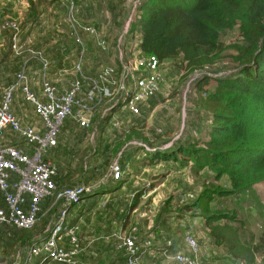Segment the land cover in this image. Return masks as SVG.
Instances as JSON below:
<instances>
[{"label": "rangeland", "instance_id": "374dc122", "mask_svg": "<svg viewBox=\"0 0 264 264\" xmlns=\"http://www.w3.org/2000/svg\"><path fill=\"white\" fill-rule=\"evenodd\" d=\"M28 1L11 0L10 4H13L11 6L13 9H7L9 10L7 16L10 18L14 13L16 14L13 19H3L5 15H2L0 10L2 23L5 20L9 25L16 22L17 26L21 25L20 28H22L24 20L21 18L25 16L28 10L26 4ZM48 1H29L31 8L37 11V18L36 29L28 33L35 38L38 48L45 51L48 50L46 46L47 38L53 33L52 28L47 29L45 25L47 17L45 6ZM141 1L81 0L82 8L80 11L76 8V5L74 9L70 5V7H65L59 13L53 15L55 20L65 12L66 22L62 21V24H59L62 32H64H61L59 39H62L69 46H72L70 36L75 37L76 32L72 22L93 28L94 23L100 27L101 35L110 39V48L115 45V50L113 48L107 50L108 53L99 51L93 45L92 53L84 56L83 68L86 73L94 75L100 68L115 66L118 79L120 81L127 79V74L122 72L123 66L118 65L120 63L119 56L122 53L125 64L129 65L132 62V57L127 56L124 51L125 41H129L128 49L133 52L138 50L140 39L139 37L134 40L124 38V42L116 41V39L119 40V38L126 36L131 23L137 17ZM84 3L87 6H83ZM0 5L4 6L3 4ZM74 15L77 20L74 19ZM81 20L85 22L81 23ZM238 37L239 31L237 28L222 33L220 43L223 50L222 55L225 57L210 71L207 70L208 74L227 75L230 73L233 65L231 59L227 58L225 54L233 51L231 45L238 41ZM115 41L116 44H114ZM42 50L37 49L41 57L45 54V51ZM93 56H99L96 67L92 64V61H94ZM53 66L57 68L55 63ZM167 75L161 91L144 105L139 116H132L125 110L118 112L115 116L113 114L106 123V118L111 116L112 108L116 105V110L123 102L122 92L118 93L110 89L101 100V103L95 107L87 127L80 128L73 119H68L62 128L59 145L53 150L55 151L54 156H57V160L55 157L54 160L59 168V189L75 186L92 188L91 193L80 204L71 209L67 219L66 226L68 227L70 219L77 211L90 213L85 227L79 234L82 252L77 264H112V260H114L111 255L112 244L114 243L113 235L117 230L127 232L134 227L141 229L144 238H150L153 241L157 248L155 250L157 252L159 250L157 256H161V253L168 248L167 244H171L170 247L179 243L181 245L179 252L173 250L171 251L172 254L164 256L168 257L169 261L159 257V259L153 260L151 264H180L175 259L177 255H192V249L188 243L189 239H192L199 249L200 264H231L221 251L211 247L203 219L192 216L186 211L182 212L184 206L192 200L194 201L203 188L217 186L215 181L206 179L204 177L205 171L195 174L191 167L171 168L163 162L157 166H140L138 163L146 159L142 153H137L140 151H136L135 159L128 158L130 156L126 150L128 146L137 147L138 150L142 147L148 150L168 149L179 141L183 134V138L187 136L201 138L205 125L211 123V121H208L203 108L199 105V94L193 91L192 84L200 77V74L192 75L188 81H182V74L177 72L173 75L169 73ZM212 86L214 84L211 85L210 89H214ZM116 122L119 123L118 127L114 126ZM133 127L138 131H142L149 142L146 143L142 140H134L129 144L127 142L120 153L119 151L115 152L114 148L117 146L116 150H118V144L120 141L127 140V136ZM205 139L207 138H204L201 142ZM132 148H129L128 151L131 152L137 149ZM116 163H120L124 177L128 180L121 185L120 189L113 191L109 190V187L120 184L116 183L114 185L112 180V168ZM247 196H250L252 201H254V198L256 200L260 199L264 204V182L256 185L250 193L242 195L236 200L234 198L225 201L218 199L217 203L219 201L224 202L228 208H234L235 206L241 218L249 220L258 216L259 206L251 207L245 203ZM55 200L57 208L60 207V203ZM134 203H137L136 207L131 209ZM248 207H250V210ZM56 211L58 213L57 209L55 213ZM49 214L46 213L45 218H48ZM39 221L40 216L35 227L24 232L8 231L6 228H0V264H26L28 262V252L31 246L28 244L22 247L21 243H17V241L22 242L23 235L36 233L35 229L38 232ZM47 221H49V218ZM236 226L240 228L239 224ZM255 226H257V223H255ZM259 245L261 243H258ZM259 250L256 264H264V247ZM32 264L55 263L38 259L36 262L33 261Z\"/></svg>", "mask_w": 264, "mask_h": 264}, {"label": "trees", "instance_id": "16d2710c", "mask_svg": "<svg viewBox=\"0 0 264 264\" xmlns=\"http://www.w3.org/2000/svg\"><path fill=\"white\" fill-rule=\"evenodd\" d=\"M60 1L49 0L46 5ZM29 14L36 20V10L30 8ZM33 27L36 29V25ZM236 28L238 41L231 45L233 51L225 54L233 65L230 73L208 74L207 70L225 57L220 43L222 33ZM137 35L141 38L140 52L156 56L164 65L165 80L168 73L182 74V81L200 74L192 84L193 91L199 94V105L211 123L205 125L201 138H183V134L168 149L149 151L128 146V158L135 159L136 151H140L137 153L146 157L138 163L140 166L163 162L171 168L191 167L195 174L205 171L204 177L214 180L217 186L203 188L182 212L203 219L211 247L221 251L231 264H256L257 253L264 247V204L247 196L245 203L259 206L258 216L248 220L241 218L235 206L228 208L217 201L236 200L264 182V0H142L124 38L134 40ZM212 84L214 89H210ZM116 111L112 110L106 123ZM204 138L208 140L201 142ZM134 140L149 142L142 131L133 127L115 152L120 153L127 142ZM129 148L137 149L130 152ZM127 180L123 174L120 180H113L114 185L120 184L109 190L120 189ZM29 237L31 234L23 235L22 242L17 243L24 247Z\"/></svg>", "mask_w": 264, "mask_h": 264}, {"label": "built area", "instance_id": "2783aa9c", "mask_svg": "<svg viewBox=\"0 0 264 264\" xmlns=\"http://www.w3.org/2000/svg\"><path fill=\"white\" fill-rule=\"evenodd\" d=\"M69 2L74 9L75 1ZM12 26L16 30L13 51L17 55L28 51L40 56L27 43H21L20 30L15 24ZM77 26L90 34L99 48L108 50L106 39L96 28L78 23ZM79 42L81 57H84L86 46L80 38ZM130 56L132 62L129 65L125 64L122 53L119 56L122 72L127 74L125 81L118 79L115 66L104 67L95 77H86L82 74L81 64H78L75 69L81 72V76L63 93H59L57 86L49 78V63L39 57L45 99L33 91L25 66L16 74L12 86L0 102V192L5 204L0 207V226L10 230H31L38 222L46 199L54 198L60 203L59 214L46 238L29 248V260L45 259L55 264L78 263L82 252L79 237L81 229L78 225L67 227V219L71 208L80 204L91 193L92 188L75 186L59 189V168L51 152L59 145L65 122L73 119L80 128L87 127L95 107L110 89L123 94V105L117 108L114 116L125 110L132 116H139L144 105L161 91L165 78L163 65L158 58L142 54L140 50L133 51ZM16 90H20L25 100L34 106L36 115L42 121V129L22 124L11 112L12 94ZM114 126L118 127L119 123L116 122ZM9 130L24 143L23 146L6 141ZM122 177L121 165L116 163L112 168V180L118 181ZM113 237L115 248L124 253L127 264H143L144 256H154L153 241L144 238L138 227ZM188 243L192 255L179 254L175 257L176 261L181 264H200L197 245L192 239ZM163 255L169 254L165 251Z\"/></svg>", "mask_w": 264, "mask_h": 264}, {"label": "crops", "instance_id": "0c3cea01", "mask_svg": "<svg viewBox=\"0 0 264 264\" xmlns=\"http://www.w3.org/2000/svg\"><path fill=\"white\" fill-rule=\"evenodd\" d=\"M29 1L26 3L28 10L25 13V16L22 18L19 16V19L21 18L22 20H24V23L22 24L23 25L22 28H20L21 25L18 27L16 22H13L10 24L11 25L15 24L16 27L18 28V30H20L19 35H20L21 43H23V44L27 43L28 47L31 50L37 52V49H39V50H42V49L38 48V46L36 45L37 42H35V38L32 36V34L28 33V32H33V30L35 29L33 26L36 25V20H32V18L30 17V14H29V10L31 8ZM10 2H11V0H0V4L4 5V6L0 5L1 14L5 15V17L3 19H5V18L6 19H13L14 15L16 14V13H14V15L12 17L8 18L7 15H9V13H8L9 10H7V9H13L11 7L13 4H10ZM68 6L70 7L69 0H61L60 2H56V3H48L45 6L46 7L45 8L46 14H47V17L45 19V25H46L47 29L52 28L53 33L50 34L51 36H48V38H47L46 46H47L48 50L47 51L42 50L43 52L45 51L44 52L45 54L42 57H41V55L40 56L33 55L32 53H30L28 51L24 52L21 55H17L12 49L13 36H14V33L16 32V30L13 28V26L9 25L6 22V20H5V22L2 23V18H0V102L3 100L5 94L7 93L9 88L12 86V84L15 80L16 74L25 66H26V69L28 72L30 84H31L33 91L36 92L39 95V97H41L42 99H45V97L43 95V90H42L41 59H43L47 63H49V66H50L49 78L57 86L59 93H63L70 86V83H72L73 81H75L76 79H78L81 76V72H79L78 70L75 69L78 64H81L82 74L86 77H95L100 72V70L102 68H100V70H98L96 74L89 75L88 73H86L85 69L83 68L84 57H81V55H80L81 45L79 42V38L83 41V43L86 46V54L92 53L94 46H96L99 51H104V50L99 48V46L97 45L95 40L90 36V34H88L87 32H83L80 28H78L77 22H72V24L76 30V32H75L76 38L74 36H70V38L72 39V41H70L72 43V46H69V44L64 43V41H62V39H59L60 34L62 32V29H61V27H59V24H62V21L66 22L65 12L62 13V16L60 18H57L55 20L53 18V15L59 13L61 11V9L63 10L65 7H68ZM83 6H87V4L84 3ZM76 8H78L79 11L82 8L81 0H77ZM1 14H0V16H1ZM74 19L77 20V17H75V15H74ZM81 21H82L81 23L85 22L83 20H81ZM6 24H7V26H6ZM79 24L80 23H78V25ZM86 24H88V23H86ZM93 25H94V28H96L100 33V31H101L100 27H98L94 23H93ZM69 35H71V34H69ZM85 37H86V39H85ZM103 37L106 39V41L108 43V50H110L112 48L114 49L115 45L114 46L112 45V48H110V42H109L110 39L104 35H103ZM137 37H139V39H141L139 35H137ZM53 38H56V39H53ZM123 38H124V36L119 38L118 41L123 42ZM139 43H140V40H139ZM88 46H89V48H87ZM125 46L126 47L124 48V51H125L126 55L128 56V54L132 53V52H131V49H128V44ZM138 50H139V44H138ZM134 51H136V50H134ZM104 52L108 53V51L107 52L104 51ZM39 57H41V59ZM98 57L99 56H93L94 61H92V64L95 67L98 64V60H97ZM54 63H55V66L57 68H54V66H53ZM71 73H72V76H71ZM14 92H15V94H14ZM14 92L12 94V101H11V112L13 113V115L24 125L34 126V127L42 129V127H43L42 121L36 115L34 106L25 100V98H24V96L20 90H16ZM6 141L9 144L13 143V144H17L19 146L24 145V143L20 142V140L15 135H13L10 130H9V133L7 134ZM54 154H55V151H52L51 156L53 158L55 157V159H56L57 156L56 155L54 156ZM58 181H60V180L58 179ZM54 200H55L54 198H48L43 202L42 211H41L42 214L40 213L41 215H39L40 221H39V224L37 226L39 230L37 232V230L35 229L36 233L31 234V237H29L31 240L29 239L30 240L29 241L27 239L28 241H26L27 242L26 245L29 244V246H31L32 244L39 242V241L46 238L48 230L53 226V224L55 222V218L57 217V214H59L60 207L57 208ZM4 206H5V204H4V200H3V195L0 192V207H4ZM75 206H77V205H75ZM56 209L58 210V213L56 211L57 214L55 213ZM70 212H71V210H70ZM46 213H50L48 216L49 221H47L48 218H45ZM92 213H93V211H92ZM88 214H90V213H81V212L77 211L76 213L73 214V217L70 219L68 226L70 227L72 225H78L81 229L80 230V232H81L82 229L86 225V220L89 219ZM0 228H6V227L0 226ZM7 230L8 231H13V230L18 231L16 229H12V230L7 229ZM121 232H124V231H122V230L118 231L117 230L115 234H118ZM113 240H114V243L112 241L113 244H112L111 255L113 256L114 260H112V264H127L126 260L124 259V253L115 248V238L114 237H113ZM170 246H172V245L167 244L168 248L166 250H164L163 252L166 251V252H168V254H172L171 251L174 250L175 252H177V251L179 252V249L181 248L180 243L171 247V249H170ZM155 248H156V246L154 245V247H153L154 256L146 255L142 258L143 264H149L153 260L159 259V257L163 258L165 261H169L168 257H164L163 252L161 253V256H157V253L159 252V250L157 252L155 250ZM113 258H111V259H113ZM27 260H28V262L26 264H32L33 263V260H29V259H27ZM34 262H36V261H34Z\"/></svg>", "mask_w": 264, "mask_h": 264}]
</instances>
